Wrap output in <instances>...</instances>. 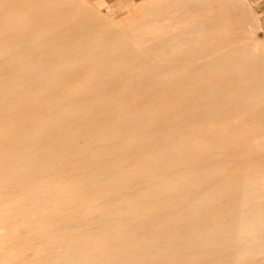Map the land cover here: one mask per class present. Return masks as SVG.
<instances>
[{"label":"rangeland","instance_id":"1","mask_svg":"<svg viewBox=\"0 0 264 264\" xmlns=\"http://www.w3.org/2000/svg\"><path fill=\"white\" fill-rule=\"evenodd\" d=\"M16 1L0 0V22L12 12H30L24 6H36L45 14L42 40L31 48L37 53L57 41L84 43L90 31L98 33L97 41L109 39L105 34L111 29H122L129 32L123 39L152 42L162 36L140 30L154 21L175 18L183 1L194 5L189 9L196 12L201 3L226 0ZM227 1L248 26L237 40L254 53L249 74L228 77L261 79L263 83L250 94L254 102L173 118L171 109L178 98L167 97L191 84L218 87L216 73L157 89L151 83L153 72L130 76L119 71L101 77L90 68L61 66L60 71L51 70L55 83L47 85L41 77L30 76L24 64L0 66V264H125L135 252L136 261H147L143 246L138 247L140 239L159 220L152 216L178 199L169 195V203H164L157 200L160 190L146 192L155 180L160 178L163 184L176 180L183 185L180 192L206 197L204 205L213 208L223 200L227 182L240 185L264 174V0ZM31 21L35 28L41 23ZM21 30L12 27L7 32ZM7 32L0 31V36ZM5 70L10 71L1 75ZM138 80L141 86L134 87ZM56 98L94 100L77 105L84 107L76 109L84 119L67 121L52 119L60 115L49 104ZM159 106L165 109L150 112ZM86 122L104 134L140 127L136 140L111 147L109 140L83 130ZM132 134L120 136L124 141ZM225 137L229 143L221 147ZM178 141L200 146L183 149L174 145ZM122 174L126 178L120 179ZM181 175L190 181L181 180ZM142 218L146 222L140 223ZM236 264H264V253Z\"/></svg>","mask_w":264,"mask_h":264},{"label":"bare ground","instance_id":"2","mask_svg":"<svg viewBox=\"0 0 264 264\" xmlns=\"http://www.w3.org/2000/svg\"><path fill=\"white\" fill-rule=\"evenodd\" d=\"M191 6L194 5L183 1L181 8L175 10V18L154 21L151 26L142 28L140 32L162 36H156L152 42L145 39H123L129 32L122 29H111L105 34L109 39L97 41L98 33L90 31L86 33L89 38L84 43L57 41L51 48L42 47L37 53L31 51V48L42 40V29L45 28L42 21H45V14L38 11L36 6H24V9H30V12L9 13L8 17L0 22L2 32H7L12 27L22 29L0 36V66L8 69L24 64L30 76L35 74L41 77L47 85L55 83L54 77L49 74L51 70L60 71L63 66L66 68L78 65L83 69L90 68L96 76L101 77L119 71H125L130 76L153 72L151 83L157 89L170 84L175 86L180 80H203L205 74L216 73L218 87L203 89L197 84H191L167 97L178 98V102L174 103L171 109L173 118H183L189 113L212 112L248 102L251 100L250 94L257 91L258 85L263 83L262 80L257 77L251 80H232L228 77L231 74H249V70H252V48L237 40L248 26H245L244 20L241 22L242 19L236 15V10L227 0L201 3L196 12L190 11ZM30 19L34 22H40L41 19L42 21L39 27L35 28ZM29 25L33 27H28ZM140 42L144 44L139 45ZM18 48H21L22 52H18ZM120 50L128 54H121ZM2 51H10L11 57L8 54V57L3 55ZM118 52L120 53L116 55ZM96 64L101 66L94 69ZM37 66L41 68L35 69ZM8 71L10 70L1 72V75ZM13 85L17 90L18 85ZM134 85L141 86L140 81H136ZM90 100L52 99L49 102L52 110L60 114L52 119H84L85 116L80 117L77 114V111L84 107L77 105L85 106ZM164 109V106H159L150 112H162ZM138 127L140 126L134 125L126 131L121 128L114 129L104 134V130L92 127L86 122L83 130L90 135L100 136L103 140H109L108 145L112 147L120 141L129 144L133 138L136 140ZM127 131L133 134L123 141L120 133ZM228 143V137L222 138L221 147L227 146ZM174 145L187 149L186 146L198 148L200 143L178 141ZM197 170L200 171L201 168ZM198 171L192 172L191 175L197 174ZM126 176L122 174L120 179ZM187 178L181 175L180 179L189 182ZM161 181L159 178L151 185L148 184L150 187H146L145 191L155 193L160 190L163 195H158L157 200L164 203H169V195L175 194L177 203L168 205V209L163 213L154 214L152 217L156 216L159 220L153 231L140 239L138 247L143 246L141 252L143 251L147 261H136L138 255L135 252V256L128 255L127 264H236L259 258V255L264 253V174H257L240 185L234 186L227 182L225 186L228 189L233 188L234 192L227 189L223 200L217 201L220 202L219 206L213 208L204 205L206 197L180 192L183 185L176 180H172L170 184H163ZM166 190L169 191L165 192ZM224 214L226 220L222 221ZM121 215L126 217L125 212ZM142 219L140 223L146 222V218Z\"/></svg>","mask_w":264,"mask_h":264}]
</instances>
